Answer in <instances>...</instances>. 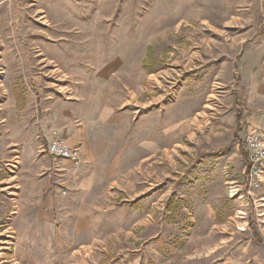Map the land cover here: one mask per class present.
<instances>
[{
  "label": "rangeland",
  "instance_id": "rangeland-1",
  "mask_svg": "<svg viewBox=\"0 0 264 264\" xmlns=\"http://www.w3.org/2000/svg\"><path fill=\"white\" fill-rule=\"evenodd\" d=\"M182 87L173 112L207 121L212 156L154 169L169 196L141 226L128 211L107 229L104 203L86 221L52 187L47 144L108 111L139 119ZM254 130L264 147V0H0V264H264Z\"/></svg>",
  "mask_w": 264,
  "mask_h": 264
},
{
  "label": "crops",
  "instance_id": "crops-1",
  "mask_svg": "<svg viewBox=\"0 0 264 264\" xmlns=\"http://www.w3.org/2000/svg\"><path fill=\"white\" fill-rule=\"evenodd\" d=\"M184 90L182 87L177 91L178 98L173 104H169L166 96H161L160 102L153 103L139 119L121 111H108L107 116L104 113L105 117L98 120L97 127L88 123L87 128L83 125L79 129L69 128L65 131L66 137L58 136L72 148H79L82 161L76 167L70 161L48 154L53 159L49 170L52 187L57 189L60 187L57 181L62 183L67 190L63 192L65 203L74 206L81 203L86 221H96L97 225L96 209L98 204L104 203L106 208L97 215L105 217L107 229L116 217L120 221L116 228H123L128 211L133 217L130 224L141 226L154 205L169 196L167 184L154 181V169L160 168L161 176H166L162 164L177 152L201 151L211 157L214 151L210 150L208 134H198L202 120L173 112L174 107L184 101ZM202 94L196 92L189 97V100H204L195 110L199 114L206 105ZM204 123L207 121H203L202 128ZM91 228L94 230L95 226L90 225Z\"/></svg>",
  "mask_w": 264,
  "mask_h": 264
},
{
  "label": "built area",
  "instance_id": "built-area-1",
  "mask_svg": "<svg viewBox=\"0 0 264 264\" xmlns=\"http://www.w3.org/2000/svg\"><path fill=\"white\" fill-rule=\"evenodd\" d=\"M244 145L250 155L251 161L254 163V168L250 170V174L247 180L248 187L251 189L256 182V178L259 177L260 167L264 163V147L257 137V131H251L244 139ZM47 153L61 160L70 161L74 166L81 165V156L77 148H72L67 145L66 141L60 137H54L46 146ZM255 167L257 169H255Z\"/></svg>",
  "mask_w": 264,
  "mask_h": 264
},
{
  "label": "trees",
  "instance_id": "trees-1",
  "mask_svg": "<svg viewBox=\"0 0 264 264\" xmlns=\"http://www.w3.org/2000/svg\"><path fill=\"white\" fill-rule=\"evenodd\" d=\"M144 68H145L146 70H149V69H147V68H149V66H147V64L144 65ZM170 202H171V201H170Z\"/></svg>",
  "mask_w": 264,
  "mask_h": 264
},
{
  "label": "bare ground",
  "instance_id": "bare-ground-1",
  "mask_svg": "<svg viewBox=\"0 0 264 264\" xmlns=\"http://www.w3.org/2000/svg\"><path fill=\"white\" fill-rule=\"evenodd\" d=\"M94 2V1H93ZM96 2V1H95Z\"/></svg>",
  "mask_w": 264,
  "mask_h": 264
}]
</instances>
